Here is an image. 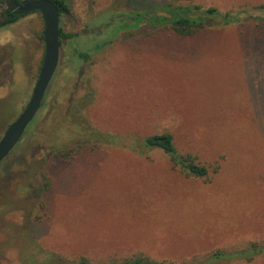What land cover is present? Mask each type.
Wrapping results in <instances>:
<instances>
[{"label": "rangeland", "instance_id": "1", "mask_svg": "<svg viewBox=\"0 0 264 264\" xmlns=\"http://www.w3.org/2000/svg\"><path fill=\"white\" fill-rule=\"evenodd\" d=\"M66 2L60 28L73 37L61 41L42 107L0 165V264H110L140 253L264 264V251L208 258L264 243V11L255 10L264 0ZM167 3L239 19H209L192 36L134 29L141 17L129 24L132 12ZM43 32L39 12L0 28V138L31 98ZM166 132L208 167L207 179L144 146Z\"/></svg>", "mask_w": 264, "mask_h": 264}, {"label": "trees", "instance_id": "2", "mask_svg": "<svg viewBox=\"0 0 264 264\" xmlns=\"http://www.w3.org/2000/svg\"><path fill=\"white\" fill-rule=\"evenodd\" d=\"M58 10L60 15L62 16L65 13L69 12V7L67 5L66 0H52ZM5 5L4 0H0V28H4L16 23L21 17V15H16L10 12V10L3 6ZM255 10L264 11V5L258 6ZM247 12V11H246ZM132 14L134 17L132 18ZM131 17L129 19L130 25H135L138 18L141 17V21L134 27V29L140 28L144 25H148L153 29H157L160 27H168L173 29L176 33L182 36H192L195 35L198 31L203 29L206 25V21L209 19H218L223 20L224 24H230L231 22H235L237 17L232 16L231 12L223 13L216 7L204 8L202 6L197 5H176L173 3H167L158 5L150 10L143 12H132ZM120 19V18H119ZM113 23V22H112ZM111 23V24H112ZM110 24V22H109ZM102 33V30H98V34ZM73 37V35H67L62 32L61 29V41L65 38ZM43 39V36H42ZM105 46L99 47L97 51L94 53L103 50ZM78 56L85 61L91 58V54L76 52ZM75 54V55H76ZM144 146L148 148H156L162 150L166 153L171 162L173 164L174 169H179L182 171L187 177L194 178H204L207 179L209 177V169L207 166L201 164L196 156L191 154L181 155L175 145V141L173 135L170 133H162L156 134L147 137L144 140ZM264 251V243L260 244L257 242H253L248 250L234 253H226L224 251H215L208 255L209 261L214 262L216 260H220L222 258L230 257V256H240L247 258V255H257ZM253 257H248V260L254 259ZM196 262V261H195ZM194 262V263H195ZM78 264H94L88 258H81ZM110 264H173L172 262H168L166 260H156L151 258L150 256L140 253L133 255L129 258L116 261L112 260Z\"/></svg>", "mask_w": 264, "mask_h": 264}, {"label": "water", "instance_id": "3", "mask_svg": "<svg viewBox=\"0 0 264 264\" xmlns=\"http://www.w3.org/2000/svg\"><path fill=\"white\" fill-rule=\"evenodd\" d=\"M16 15L39 12L44 19L45 55L38 80L23 112L7 127L0 138V165L9 157L42 107L48 87L58 69L61 57V15L52 0H4Z\"/></svg>", "mask_w": 264, "mask_h": 264}, {"label": "flooded vegetation", "instance_id": "4", "mask_svg": "<svg viewBox=\"0 0 264 264\" xmlns=\"http://www.w3.org/2000/svg\"><path fill=\"white\" fill-rule=\"evenodd\" d=\"M25 16V15H24Z\"/></svg>", "mask_w": 264, "mask_h": 264}]
</instances>
